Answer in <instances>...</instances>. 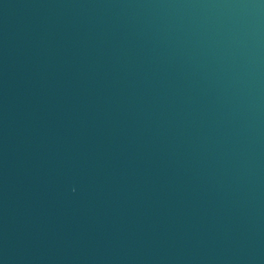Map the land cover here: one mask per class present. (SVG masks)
I'll list each match as a JSON object with an SVG mask.
<instances>
[{"label": "water", "instance_id": "water-1", "mask_svg": "<svg viewBox=\"0 0 264 264\" xmlns=\"http://www.w3.org/2000/svg\"><path fill=\"white\" fill-rule=\"evenodd\" d=\"M0 264H264V0H0Z\"/></svg>", "mask_w": 264, "mask_h": 264}]
</instances>
